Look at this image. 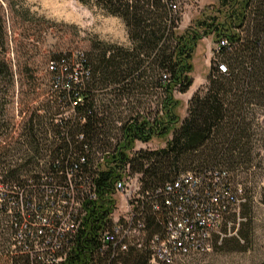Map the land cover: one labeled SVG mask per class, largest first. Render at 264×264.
<instances>
[{
  "label": "trees",
  "instance_id": "16d2710c",
  "mask_svg": "<svg viewBox=\"0 0 264 264\" xmlns=\"http://www.w3.org/2000/svg\"><path fill=\"white\" fill-rule=\"evenodd\" d=\"M93 1L122 20L130 45L123 47L99 41L93 45L96 52L90 55L81 48H70L47 60L46 101L56 118L54 123L33 126V117L29 115L22 124L24 132H20L24 133L28 145L25 141H14L12 145L0 147V187L4 191L0 193L1 264H43L38 258L30 259L16 244L14 234L22 222L17 211L18 197L28 202L34 195L41 197V188L46 185L54 182L65 185L66 172L82 188L87 184L94 187L96 198L82 201L85 215L80 227L63 246L65 256L59 264H148V240L153 234H162L165 220L162 207L159 211L151 209L152 202H161L162 194L157 195L155 191L184 171L205 175L208 171L220 170L229 176V188L233 192L235 182L230 169L249 154L250 149L245 146L250 136V114L253 108H264V0H220L224 8L220 21L208 15L198 20L197 27L191 31L180 32L173 30L180 12H172L170 0ZM8 3L12 10V1ZM206 33H212L216 41L225 39L227 45L218 48L216 61L211 58L213 65L206 84L192 92L186 114L179 121L172 110L171 91L176 87L184 92L191 85L192 51L196 41ZM6 41L0 3V116L7 111L14 95V73ZM73 51L81 53L76 58L81 64V81L62 82L60 64L70 71ZM217 62L225 65L224 72L217 70ZM131 88L158 92L159 110L151 118L135 112L117 127H111L108 105L96 107L95 93L111 94L119 101ZM65 93L73 96L72 99L81 98L70 117H63L62 108L67 103L59 101ZM58 113L62 116H57ZM8 126V120L0 122V129ZM169 129L171 135L163 147L132 151L135 141L148 142L152 136L167 134ZM116 135H121V141L111 146ZM13 149L20 152L11 158L16 153ZM103 152L106 154L95 170L92 165L97 154ZM30 162L41 168L19 180L15 175L17 167ZM126 165L131 173L140 174L143 235L140 246L132 239L125 250L110 247L103 250L98 233L111 208L113 181ZM41 178L42 184L36 185ZM232 210L222 212L221 222ZM231 238L235 242L233 250L246 242V236L240 231ZM11 245L19 255L13 254Z\"/></svg>",
  "mask_w": 264,
  "mask_h": 264
},
{
  "label": "rangeland",
  "instance_id": "374dc122",
  "mask_svg": "<svg viewBox=\"0 0 264 264\" xmlns=\"http://www.w3.org/2000/svg\"><path fill=\"white\" fill-rule=\"evenodd\" d=\"M9 1H12L14 11L10 10ZM180 1V14L174 31H191L197 27L198 20L206 19L208 15L221 20L224 8L220 0ZM0 3L6 28L7 54L14 73V95L7 111L0 116V122L9 121L5 130L0 129V147L7 143L12 145L14 141H25L28 145L24 133L20 132H24V129L21 131L22 124L29 115L33 117V126H50L56 119L46 101L49 79L46 62L49 57L70 48H81L90 55L96 52L93 45L99 41L123 47H128L130 42L122 20L107 13L93 0H0ZM215 41L212 33H206L196 41L190 59L191 85L184 92H179L176 87L171 91L172 110L179 121L186 114L192 92L206 84L205 79L213 65L210 55ZM125 93L128 95L124 94L119 101L111 94L94 95L96 107L108 105L111 127H117L135 112L145 113L151 118L159 110L158 92L150 88L143 91L131 88ZM251 113L250 136L245 146L250 149L249 154L242 156L230 169L233 181L243 187L242 200L224 217L218 231L212 235L210 249L186 256L178 264H264V108H253ZM170 135L169 129L167 134L152 136L148 142L135 141L132 151L163 147ZM15 152L12 157H7L8 160L20 151ZM27 153L29 155L33 151ZM31 162L17 167L15 175L19 180L41 168ZM237 231L246 236V242L240 241L242 247L233 250L235 242L231 237H236ZM11 249L15 250L13 254L16 256L20 254L12 245Z\"/></svg>",
  "mask_w": 264,
  "mask_h": 264
},
{
  "label": "built area",
  "instance_id": "2783aa9c",
  "mask_svg": "<svg viewBox=\"0 0 264 264\" xmlns=\"http://www.w3.org/2000/svg\"><path fill=\"white\" fill-rule=\"evenodd\" d=\"M180 4V0L168 2L172 12H180ZM226 45L223 38L215 41L210 57L216 61L218 48ZM77 56H81V53H71L70 71L60 64V81H81L79 76L82 70L80 62L76 60ZM216 68L220 72L225 71V65L221 62L216 63ZM72 97L65 93L59 98V101L67 103L62 108L63 117L73 116L76 101H81L78 96L75 99ZM120 136L111 140V146L121 141ZM104 154L106 153L97 154L92 165L95 170ZM139 178L140 174L131 173L126 165L120 176L113 181L109 197L111 208L98 233L101 249L110 247L125 250L128 244L132 243L129 242L132 239L140 246L143 235V222L140 219L143 193ZM228 180L229 176L225 171L211 170L205 175L184 171L179 173L175 180L165 183L155 191L157 195L162 194L161 202H152L151 209L159 211L162 207L165 210V220L162 234H153L148 240V264H178L186 256L210 249L211 237L219 229L222 212L232 210L242 200L241 184L235 183L231 192ZM41 184L42 178L36 185ZM79 188L81 189L78 190ZM41 191V197L34 195L28 202L18 195L17 211L22 217V222L15 231L14 238L17 246L28 253L30 259L38 258L43 264H59L65 256L66 250L63 246L80 227L85 215L82 201L95 200L96 191L88 184L82 188L69 172H66L65 185L54 182V185L42 187ZM0 193H4L1 187ZM11 219L14 221V217ZM13 225L16 226V223L13 222Z\"/></svg>",
  "mask_w": 264,
  "mask_h": 264
},
{
  "label": "crops",
  "instance_id": "0c3cea01",
  "mask_svg": "<svg viewBox=\"0 0 264 264\" xmlns=\"http://www.w3.org/2000/svg\"><path fill=\"white\" fill-rule=\"evenodd\" d=\"M192 91H193V90H192ZM192 91H191V92H192Z\"/></svg>",
  "mask_w": 264,
  "mask_h": 264
}]
</instances>
